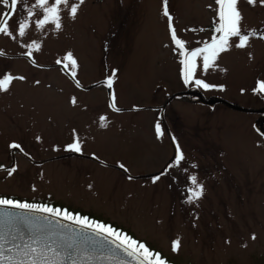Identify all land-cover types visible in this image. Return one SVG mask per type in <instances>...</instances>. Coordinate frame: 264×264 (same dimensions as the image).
<instances>
[{
	"label": "rangeland",
	"instance_id": "1",
	"mask_svg": "<svg viewBox=\"0 0 264 264\" xmlns=\"http://www.w3.org/2000/svg\"><path fill=\"white\" fill-rule=\"evenodd\" d=\"M10 6L0 4L13 33H0V79L15 78L0 90V194L114 224L175 264H264V136L255 126L264 92L253 90L264 81V4L238 0L244 48L231 38L206 73L194 58L195 79L223 85L211 89L182 78L163 0H84L75 19L60 5V30L36 26L37 0H21L13 14ZM217 9L215 0H169L185 48L219 35ZM20 21L30 25L23 37ZM73 130L80 152L66 148ZM177 144L186 157L179 166ZM193 174L205 193L188 203Z\"/></svg>",
	"mask_w": 264,
	"mask_h": 264
},
{
	"label": "snow or ice",
	"instance_id": "2",
	"mask_svg": "<svg viewBox=\"0 0 264 264\" xmlns=\"http://www.w3.org/2000/svg\"><path fill=\"white\" fill-rule=\"evenodd\" d=\"M218 5V9L216 10V17L218 23H214L212 26V31L214 33H218L219 35H213L210 42H206L202 47L187 49L185 48V41L180 39L177 35V31L173 26V16L169 11V0H163V10L162 15L168 20V27L170 31L171 41L174 45L179 47L180 55L184 57L181 60V72L182 78L185 83H189L194 81L195 86L205 89L211 88H223V85H215L207 83L203 79H195L196 76V64L194 58L197 56H202L203 64L202 70L206 73L210 67H212V63L214 62L220 55V53L226 52L231 49L233 46L230 43L231 38H237L239 43H236L234 46L237 48H244L246 43L248 42V35L244 34L246 30L241 28L240 22L242 20V14L238 10V0H215ZM249 4H254L256 0H247ZM10 0H0V4L4 6H9ZM21 3V0H11V6L8 8L9 14H13V10L15 6ZM38 5L43 8V18L35 21L36 26L43 28L45 25H48L50 22L55 24V28L60 30L62 27V18L60 12V5H64L69 8V15L75 19L77 16L78 8L84 3V0H79V3L70 2V0H54L51 6H46L49 3V0H37ZM261 4H264V0H260ZM211 7V6H210ZM29 16L33 15L30 11L28 13ZM30 25L24 21L18 22V34L23 37L26 34V30H28ZM251 32L256 34V29H252ZM0 33L12 36L13 33L10 31V26L8 24V16L4 14H0ZM262 39H264V32L259 34ZM38 51L40 49V45L33 40L32 45ZM176 51V49H173ZM0 55H4V53L0 52ZM27 55L31 56L32 53L29 52ZM73 54L69 52L67 54V59L71 60V66L75 67L77 62L75 59H72ZM251 58V54H249ZM61 61H57L60 63ZM69 67V65L65 64V68ZM226 71V70H223ZM116 72L115 69L112 70V74L114 75ZM75 75V73H73ZM15 79L11 75H4L2 79H0V90H8L10 83ZM18 79L23 80L25 77L21 76ZM39 83V81H37ZM79 84V82H77ZM259 88L253 89L254 91L264 92V81H259ZM108 87H112V76L110 75L107 80ZM243 91V90H242ZM76 100L73 98V103ZM119 111L120 109H116ZM101 120H104L105 117H101ZM106 126V125H102ZM156 132L159 137L162 135L161 126L159 123L156 124ZM73 143H70L66 146L68 150L80 152V141L76 138L75 130H73ZM175 141V137H173ZM10 147L20 148L19 144H12ZM186 159L183 152L180 150L179 145L177 144V155L174 160V165L179 166L182 161ZM172 165H170L171 167ZM120 167H124L120 165ZM192 167H198V165L193 164ZM16 169L12 168L8 170V174L12 175ZM187 171V169H184ZM159 179V177H156ZM189 181L191 182V187L187 188L189 196L187 197L188 203H193L198 201L203 197L205 193V187L202 183L199 182L197 175H189ZM92 186L89 185V188ZM0 206H10L12 208L18 209H26L32 212L38 213H47L53 217L63 216L65 220H71L75 224L81 225L82 227L90 228L98 235L106 233L109 237L114 236L119 244L117 247L123 248V250L127 253L128 256L132 257L137 261V264H169V262L161 256L160 252H154L151 250L144 242L137 241L127 234H121L118 230L114 229L111 225H104L99 222L90 221L89 217L80 216L79 214H73L69 212L67 209H60L57 207H51L48 204H37V203H29L27 201L21 202L20 200L5 198L0 196ZM9 217L8 223L11 226L14 234H5L0 232V264H63L65 259L69 261V264H76V261L73 259V253L71 249L73 248L72 243H68L65 248L61 251H57L56 248L49 246L47 244H38V237L32 235V233L38 232L39 228L36 223L33 222V219L30 217H15L13 214L5 213L0 211V223L4 222L3 217ZM43 219L47 220L48 217H44ZM29 233V239L21 243H13L12 248L8 249L11 251L12 249L18 250V256L5 255L6 244L9 241H16L17 237L23 241L25 233ZM8 236V240L5 239V236ZM252 239H256L255 234L252 235ZM180 247L179 239L172 241V250L178 251Z\"/></svg>",
	"mask_w": 264,
	"mask_h": 264
},
{
	"label": "water",
	"instance_id": "3",
	"mask_svg": "<svg viewBox=\"0 0 264 264\" xmlns=\"http://www.w3.org/2000/svg\"><path fill=\"white\" fill-rule=\"evenodd\" d=\"M264 117L261 119V124ZM0 211L13 214L15 217H30L38 225L39 231L32 235L38 237V244H47L61 251L68 243H72L73 259L76 264H137V261L128 256L123 248L117 247L119 241L114 236L109 237L106 233L98 235L90 228L82 227L71 220H65L63 216L53 217L47 213L32 212L26 209L0 206ZM48 217L47 220L43 219ZM9 217H3L0 223V232L14 234L8 223ZM8 240V236H5ZM29 239V233H25L23 241L17 237L16 241L6 244L5 255L18 256V250L12 248L13 243H23ZM63 264H69L65 259Z\"/></svg>",
	"mask_w": 264,
	"mask_h": 264
},
{
	"label": "trees",
	"instance_id": "4",
	"mask_svg": "<svg viewBox=\"0 0 264 264\" xmlns=\"http://www.w3.org/2000/svg\"><path fill=\"white\" fill-rule=\"evenodd\" d=\"M0 196L5 197V198H11V199L20 200L21 202L27 201V202H29V203L48 204V205L51 206V207L61 208V205H59V204H55V203H53V202H47V201H42V200H37V199L32 200V199H27V198H25V197H21V198H19V197H17V196L10 195V194H5V193H1ZM76 212H78V214H79L80 216H82L83 214H85V213H80L79 211H76ZM85 215H86V214H85ZM112 225H113V224H112ZM122 230H123V229H122ZM150 249L153 250V248H150ZM156 250H157V249H156ZM153 251L156 252L155 250H153ZM161 256H162L163 258H165V259L169 262V264H175V263L172 262L171 260H168L164 255L161 254Z\"/></svg>",
	"mask_w": 264,
	"mask_h": 264
}]
</instances>
